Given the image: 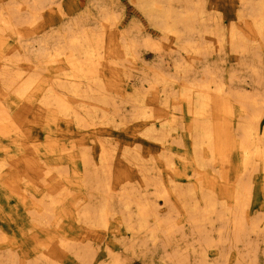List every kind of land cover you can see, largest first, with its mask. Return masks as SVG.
<instances>
[{
	"label": "bare ground",
	"instance_id": "bare-ground-1",
	"mask_svg": "<svg viewBox=\"0 0 264 264\" xmlns=\"http://www.w3.org/2000/svg\"><path fill=\"white\" fill-rule=\"evenodd\" d=\"M129 1L156 30L175 37L168 55L172 74L168 62L161 63L165 49L156 38L159 43L151 36L118 40L106 31L112 12L103 3L89 2L100 21L89 24L86 11L43 34L42 10L55 0L0 5V209L15 214L11 199L19 203L35 226L28 237L44 249V261L49 245L85 263L93 256L90 245L67 242L61 223L68 212L91 232L108 230L111 220L123 224L131 251L148 241L146 256L169 246L164 256L171 264L184 256L182 249L193 264H214L210 257L221 252L226 260V244L254 249L257 240L250 236L264 229V215L250 218L246 210L255 176L264 186V70L254 63L264 54V0H239L237 24H229L226 40L240 55L236 65L251 74L249 91L231 85L237 68L227 81L206 66L213 44L199 38L208 26L202 27L201 0H175L176 6L173 0ZM207 32L223 50L222 23L214 21ZM140 44L162 59L124 87L118 75L130 79L125 64L132 65ZM197 62L204 65L200 72ZM110 127L122 136L113 137ZM231 158L236 168L229 177L220 167ZM74 190L82 193L78 202ZM176 233L195 239L182 248ZM12 240L0 230V248L8 250ZM105 248L108 263L121 264Z\"/></svg>",
	"mask_w": 264,
	"mask_h": 264
},
{
	"label": "rangeland",
	"instance_id": "rangeland-1",
	"mask_svg": "<svg viewBox=\"0 0 264 264\" xmlns=\"http://www.w3.org/2000/svg\"><path fill=\"white\" fill-rule=\"evenodd\" d=\"M6 1L7 0H0V5ZM96 1L97 0H94V1H90V0H59L58 1V0H55L56 3H53L49 9L45 8L42 10L41 22L43 23L42 24L43 27L46 25L45 26L46 28L44 27L43 31L41 33L43 34L44 32H48V30L50 28L56 29L57 25L59 26L62 22H65L67 19L69 20V19H73V17L75 18V16L77 17L78 13H79L78 16H82L86 11L88 13H90V15H88L87 19H89V20L87 22L89 24H93L99 20V15L96 14V8H97L96 4L97 3H99V4L103 3L105 5V7L108 8V9L107 8L106 9L107 10L110 9V11L112 12V17H111V21H110L111 27L109 25V27L105 28L108 33L109 32H111L112 34L114 33L115 37L118 38V40H119V38L124 37L126 35L135 36L138 39H141L143 37L146 38L145 36H147V37L151 36L150 37L151 41H154V43L160 42L163 49H165L163 51L166 53V56H165V53L162 52L163 60L161 62L160 59H162V58L160 56L157 57V55L155 54L154 51H153L154 52L153 53L151 50L147 49V47L145 48V46H142V44H140L138 46L140 48H137V51H136L137 55H135L136 57L133 60V61H135V64L133 61H130V60H129L130 62H128V63H130V65L132 64L131 66H128L127 63L125 64V65H127V71H130V73H127V74H132L129 77L130 79L126 78L123 75H118V79L121 76V80L124 82L123 83L124 87L131 86L135 82L134 81L135 77H141V75H140L141 71L140 70H142L143 67L145 69H147L150 66H153V65L156 66V64L158 63L157 62L158 58H160L159 61L164 65H166V62H168V65H166L167 67H165V70L168 73L172 74L173 68L170 66L171 65L170 64L171 59L168 57V55L171 53L170 48L172 50L175 48L174 45H172V43L175 42V40H174L175 37L173 38L172 34L169 33V34L165 35V34H162L159 30H156V28L154 26H152V24H150V21L148 20V18L145 15H143V13L139 9H137L133 5V3H131L129 0H98L100 2H98V1L96 2ZM194 1L198 2L199 0H194ZM201 1H199V2H201L203 4V7H204V13L202 15L201 20H203L205 18L204 20L206 23L203 25L204 22L201 21V23L203 25L202 27L204 28L205 25L213 27L214 21H220L223 25V28H224V43H223L224 49L222 48L223 50H219L217 48L218 46L216 47L217 43H215L216 42L215 37L212 34L208 35L207 31L209 29H211L212 27L208 28V26H207L208 30L205 27L204 29L206 32H203L200 34L199 38H201V39L204 38L205 40H207V41L202 40V42H204V43L206 42V44H207V42L209 41L208 43L213 44L210 46L208 52H206L209 54V51H210V54H209L210 56L208 54H206L207 55L206 58L208 59V60L205 59L207 61L206 63L208 64V65L206 64V66H210L212 68L216 67V69H215L216 71L219 69L217 71V73L222 75L225 78V80H227V81H228L227 78H228L230 71L237 68V70H234V78H233L234 80L232 79L231 85H233L234 87L245 88V90L248 89V91H249L251 89V85H252L251 80H250L251 74L250 75L247 74V73H249V71L246 68L245 69L247 71L246 70L244 71V69L239 68V66L236 65V63L238 64L237 57H238V59H240L239 58L240 55L237 53H232L233 51L230 52L231 50L229 51L228 46L230 45V43H228L229 40H227L228 39V33H229L228 30H230L229 27L234 24V23L232 24V22H235L234 25L237 24L236 23L237 22V12L241 8V3H240V5H238L239 0H201ZM89 2H95L96 4L93 3L94 4V6H93V5L89 4ZM110 2H111V4H114V6L111 5ZM174 2L177 4V1L173 0V3H172L173 6H176V4ZM55 4H58V7ZM110 5L112 6V8ZM93 7H95V8H93ZM236 10H237V12H236ZM114 13H115V15H114ZM235 13H236V15H235ZM70 16H73V17L70 18ZM92 16H93V18H92ZM206 16H208V18ZM209 16L211 17L212 20L209 18ZM94 17L96 20H94ZM63 20H65V21H63ZM91 20H93V22ZM115 20H116V22H115ZM112 21L114 22V24L112 23ZM210 22H212V23H210ZM115 23H116V25H115ZM230 23L232 25H229ZM112 24H113V27H112ZM114 26H115V28H114ZM160 37H161V39H160ZM195 37H198V36H195ZM13 41H14V39H13ZM163 41H165V42H163ZM225 41H226V43H225ZM211 47L213 48V50H211ZM214 48H215V50H216V48H217V50H219V51H217V50L216 51L219 52L220 55L214 50ZM230 49H231V47H230ZM140 51H141V53H139ZM214 51H215V53H214ZM262 51H264V48H262ZM261 56H260L261 60H259L260 64H258L259 62L257 60H255L254 63H256L257 65H260V66L262 65L261 68H262V70H264V54L261 53ZM136 58H139V59H136ZM205 60L204 61L202 60L201 63L204 64ZM223 60H224V62H223ZM212 61H214V62H212ZM154 62L156 64H154ZM217 62L219 64V66H218ZM201 63L199 64L197 62L195 64L197 69L200 68V66L203 69L204 65H201ZM214 64H216L217 66ZM22 67H23V70L26 71V65H21L19 68H22ZM131 67L132 68L134 67V68L131 69ZM169 67H170V69H169ZM134 69H136L138 72L136 70L134 71ZM241 70L244 72H242ZM198 71L200 72L201 70L198 69ZM262 73H264V71H262ZM245 77H247V78H245ZM138 79H140V78H138ZM122 81H121V83H122ZM234 83L236 84V86L234 85ZM121 105H123V103H121ZM127 105L128 104H125V106H127ZM128 108L129 107H127L126 112L128 111ZM128 124H129V122H128ZM60 128L61 129L64 128L63 124H61ZM114 129L115 128H111V131H114V132H112L113 137H115V138L119 137L120 138L122 136V133H116L115 132L116 129L115 130ZM71 131L76 132L77 130L75 127H71ZM82 134L86 135V133H82ZM235 164H236L235 159L231 158L230 162H226V163L222 164L220 168H222V166H223V168H224L223 171L228 172V175L230 177L232 175V170H235V168H236L235 167L233 169ZM124 169H126V168H124ZM131 174H134V172ZM256 177L257 176H255V178H254V183L252 185L249 203L247 206L248 208L246 210L247 216L250 218L253 216H260V218H261L262 215H264V204H262V193H264V186H262V183H261L262 182V176L258 177L257 179H256ZM136 187H139V186L136 185ZM116 189H118V190H116L115 192L118 193L120 191L119 187H117ZM150 190H151V187H148L147 191L149 192ZM142 192H144L143 189H142ZM117 193H115V194H117ZM72 194L74 196V197H72V200L76 199L73 202H78V200L81 198L82 193L79 190H77V191L74 190L72 192ZM11 204H14L11 208H14L16 210L15 214L11 213L10 211L8 213V209L6 207L4 208V211L2 209H0V230L3 233H5L8 238L13 237L12 243L8 244L9 247L6 248L8 250H4L5 248H0V256H1L0 257V264H20V263L21 264H39V263L40 264H109L108 263L109 259H108V255H107L108 253H107V250L105 248L106 245H108L110 247L111 254L118 256L121 264H171L170 262H168L167 259H165V256H164V254L171 253V248L169 246L166 247L165 253H162L161 251H159V249L156 250L157 249L156 248L152 254L150 253L149 256H146V253L144 250L149 248L150 242L148 241L147 246L144 249L139 250L137 248V249H134L133 251H131L130 249H128L129 248V246H128V244H129V238H128L129 237L128 236L129 231L126 229V227L123 224H116V223H114L113 220H111V222L109 223L110 228L108 230L103 229V228L100 229V228L93 227V229H95V231H93L96 234L95 235L90 230L92 228H89L90 231H88L87 230L88 227H86L87 225L80 224V222H78L72 216L69 215L70 214L69 212L66 214L67 216L64 217L63 223H61L63 229L66 232L65 234L67 235L66 240H67V242H69L72 245H75V243L76 244L80 243L79 245H84V244L90 245V249L89 248L88 249L90 252H93L92 258L90 259L89 262L85 263L83 260H81L79 257H77L72 251L56 250L51 245H49L48 246L49 252H48V257H47L48 261H44L43 260L44 256H42V254L44 253L43 252L44 249H41V247H35L34 244L32 243V241L28 237V233L30 231H33V229H35V226H33L34 224H32L30 222V219L26 218V213H24V211H22L23 209L20 208L19 203L15 202L14 200L11 199ZM70 205H69V207H70ZM159 205H160L159 207L161 209L163 207L162 203H159ZM262 226H264V219H262V224L260 227L261 229L264 228ZM262 230H264V229H262ZM262 230L259 231V234L257 235L256 238H255V235L250 236V240H253V241L257 240V241H255L257 243V247H255L254 249H251L250 246L246 247V245H244L242 243L241 244L246 249L243 248L240 245V243H238L236 245L235 249L234 248L228 249L229 246H228V244H226L224 246V250H223L226 253L228 251L227 256L225 255L226 260H224V258H223L224 256H222V254H221L222 252L221 253L218 252L220 255L219 254L215 255L213 253V255L210 257V260L215 259L214 264H264V231H262ZM261 232H262V236L260 235ZM37 233L38 234L40 233V235H43V231L37 232ZM81 235H83V236L81 237ZM175 239H177V241L181 245V247L184 248V244H186V245L190 244L195 238H190V237H187V239L182 238V237H180L179 233H176ZM255 242H254V244H255ZM254 244H253V246H254ZM248 248L251 249V251L247 250ZM245 250L247 252H245ZM246 254H248V255H246ZM13 255H15V258L13 257ZM182 255H184V256L182 257ZM180 257H182V258H179V260H178V262H176V264H193V261H192L193 255L188 252V249H186V250L182 249ZM184 257H185V259H184ZM16 259H17V262H16ZM50 260H52L53 263L50 262ZM181 260H182V262H181ZM185 260L186 261L188 260V261L186 262ZM222 260H224L225 262L222 263Z\"/></svg>",
	"mask_w": 264,
	"mask_h": 264
}]
</instances>
